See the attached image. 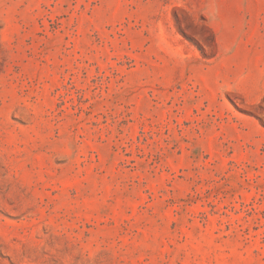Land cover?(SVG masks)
<instances>
[{"label": "rangeland", "instance_id": "374dc122", "mask_svg": "<svg viewBox=\"0 0 264 264\" xmlns=\"http://www.w3.org/2000/svg\"><path fill=\"white\" fill-rule=\"evenodd\" d=\"M0 264H264V0H0Z\"/></svg>", "mask_w": 264, "mask_h": 264}]
</instances>
